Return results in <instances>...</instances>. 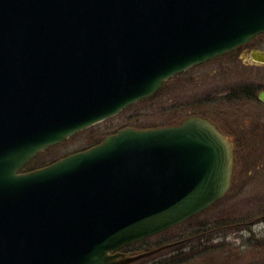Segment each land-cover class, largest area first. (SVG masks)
<instances>
[{"label":"water","instance_id":"95a60500","mask_svg":"<svg viewBox=\"0 0 264 264\" xmlns=\"http://www.w3.org/2000/svg\"><path fill=\"white\" fill-rule=\"evenodd\" d=\"M262 33L264 0H0V264H130L168 248L120 252L229 192L234 145L208 119L122 128L26 168Z\"/></svg>","mask_w":264,"mask_h":264},{"label":"rangeland","instance_id":"374dc122","mask_svg":"<svg viewBox=\"0 0 264 264\" xmlns=\"http://www.w3.org/2000/svg\"><path fill=\"white\" fill-rule=\"evenodd\" d=\"M258 40L257 47L264 50V33ZM233 58L235 63L225 57L195 66L171 78L154 101L124 109L38 155V166L41 163L48 166L51 161L95 146L126 127L146 129L177 125L192 116H202L221 124L226 119L230 121L236 130L229 129V137L235 145V169L231 189L223 203L201 212L177 229L147 238L144 245H135L129 253L137 254L141 248H156L175 236L194 234L197 237L203 232H206L208 242L193 237L133 264H264L263 214L252 216L255 223L247 227L230 221L241 214L253 215L251 211L257 204L264 203V106L255 100L258 92L264 90V65H247L245 56ZM237 89L238 92L242 90L241 94L236 92ZM245 93L252 96L246 97ZM254 126L260 136L243 141L241 136L249 137ZM221 218L225 223L220 230L208 226ZM210 246L214 249L212 252Z\"/></svg>","mask_w":264,"mask_h":264},{"label":"trees","instance_id":"16d2710c","mask_svg":"<svg viewBox=\"0 0 264 264\" xmlns=\"http://www.w3.org/2000/svg\"><path fill=\"white\" fill-rule=\"evenodd\" d=\"M164 89V88H163ZM163 89H161L160 91H158L157 93H155V94H153L152 96H150V97H148V98H146V99H144V100H141V101H139V102H137V103H145V102H148V101H154L155 99H156V97H158V95L163 91ZM242 91V90H241ZM241 91L240 92H238V93H240L241 94ZM244 92H246V91H244ZM245 96L246 97H250V96H252V95H250V94H248V93H245ZM137 103H135V104H132L131 106H129V107H127V108H131V107H133L134 105H136ZM126 108V109H127ZM134 128H142V127H134ZM147 128V127H146ZM58 146V145H57ZM57 146H53V147H51V148H48L47 150H45L44 152H46V151H48V150H50V149H54V148H56ZM44 152H42V153H44ZM39 157L40 156H37V158L32 162V164H31V168L29 169V171H31V170H36V169H39V168H42V167H45L44 165H42V163H41V165H39L38 166V164L37 163H39ZM52 162H54V161H51L50 163H52ZM33 167V168H32ZM227 197V195L222 199V200H220L219 202H217V203H215V204H213L210 208H212V207H214V206H217V205H219V204H222L223 203V201L225 200V198ZM258 202H260V200L259 201H257V203ZM261 203H259V204H257V206L255 207L256 209H253L252 211H251V213H254L253 215H249V214H239L240 216H238V218H234V219H231L230 221H235L234 223L235 224H238V223H240V225H243V227H247V225L248 224H253V223H255V220L253 219V218H251L252 216H259L260 214H263L262 216H264V203L263 204H261ZM260 205V206H259ZM210 208H208V209H210ZM204 211H206V210H204ZM203 211V212H204ZM198 215H200V213L199 214H197V215H195V216H193L192 218H190V219H188V220H186L185 222H183V223H181V224H179V225H177V226H174V227H172V228H170V229H168V230H166L165 232H167V231H171V230H174V229H177V228H179V227H181V226H183L184 224H186V223H188V222H190L192 219H194V218H196ZM230 218V217H229ZM229 218H227V219H229ZM259 219V218H258ZM225 221V219L224 218H221V220H218V221H215L214 223H212V224H210V225H208V226H212V228H214V229H212V230H220V228L222 227V225H224V222ZM206 227V226H205ZM164 232V233H165ZM206 232H203V233H200V235H197V237L196 236H194V234L192 235V236H187V235H182V236H180V237H178V236H175V238H170V239H166L163 243H161L160 245H158V246H161V245H165V244H169V245H171V247H173V246H176V245H180V244H182L183 242H185L186 240H188V239H191V238H193V237H196L197 239H201V242H203V241H207L208 242V238H206ZM180 235V234H179ZM204 239V240H203ZM140 245H144V244H140ZM157 246V247H158ZM147 250H150V249H143V248H141V250L138 252V253H140V252H144V251H147ZM214 249L212 248V246H210L209 247V251H213Z\"/></svg>","mask_w":264,"mask_h":264},{"label":"flooded vegetation","instance_id":"af4514ba","mask_svg":"<svg viewBox=\"0 0 264 264\" xmlns=\"http://www.w3.org/2000/svg\"><path fill=\"white\" fill-rule=\"evenodd\" d=\"M261 35H258L252 42H250V43H248V44H244V45H241V46H239L238 48H236V49H234L233 51H231V52H228V53H226V54H224L223 56H221V57H219V58H217V59H222V58H225V57H229V61L230 62H232V63H235L234 61H233V57H235L236 55H237V57L239 58V59H242V57L243 56H245V57H247L246 58V64L247 65H256V66H260V65H264V64H259V63H256V62H254L253 61V59L251 58V54H252V52H253V50H261V49H259L258 47H257V44H258V39H259V37H260ZM231 58H233V59H231ZM217 59H215V60H217ZM214 60H212V62H213ZM211 62V61H210ZM262 91V90H261ZM236 92L238 93V89L236 90ZM255 100H257L260 104H262L263 106H264V103L263 102H261L260 100H259V98H258V94H257V96H256V98H255ZM200 117V116H199ZM202 117V116H201ZM202 118H205V117H202ZM205 119H208L209 121H211L214 125H216V127L218 128V130L221 132V133H223L224 135H226L231 141H232V139L229 137V134H230V131H229V129L231 130V131H236V130H234L233 129V127L231 126V123H230V121L229 120H225L222 124L220 123V122H215V121H213L212 119H209V118H205ZM258 126H260V128L262 129V126H261V124H259ZM228 128V129H225V128ZM257 126H254L251 130H250V135H249V137L247 136V135H242L241 136V138H242V140L244 141H246V140H248V139H251V137H253V136H257V137H259L260 135L258 134V132H257ZM244 132V131H243ZM242 133V132H241ZM263 136H264V134H263ZM232 143H233V145H234V142L232 141ZM234 150H235V145H234ZM235 169V168H234ZM146 240H147V238L146 239H144V240H142V241H140L139 243H135V244H131V245H128V246H126V247H124V248H122L121 250H120V252L121 253H124V254H129V251L131 250V248H133L135 245H138V244H144V243H146ZM133 264V263H132Z\"/></svg>","mask_w":264,"mask_h":264}]
</instances>
